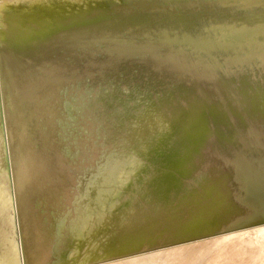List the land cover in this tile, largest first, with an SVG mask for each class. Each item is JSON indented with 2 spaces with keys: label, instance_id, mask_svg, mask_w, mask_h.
<instances>
[{
  "label": "rangeland",
  "instance_id": "rangeland-1",
  "mask_svg": "<svg viewBox=\"0 0 264 264\" xmlns=\"http://www.w3.org/2000/svg\"><path fill=\"white\" fill-rule=\"evenodd\" d=\"M20 1L0 0L1 55L44 26L142 9L63 0L30 21L37 0ZM154 24L138 50L122 33L120 49L91 35L0 55V264H264V0H154ZM64 69L82 73L48 79Z\"/></svg>",
  "mask_w": 264,
  "mask_h": 264
},
{
  "label": "bare ground",
  "instance_id": "bare-ground-1",
  "mask_svg": "<svg viewBox=\"0 0 264 264\" xmlns=\"http://www.w3.org/2000/svg\"><path fill=\"white\" fill-rule=\"evenodd\" d=\"M17 1H19V0H17ZM27 2L26 0H22V1H20V2ZM52 1V3L51 4H43V3H41L40 2V0H37V1H34L33 2V4L31 5V9H30V11L29 10H27V13L25 14L26 16H27V18H29L30 19V21H33L34 19H41V16L43 15L44 17H46L45 15H44V12L45 11H51L52 13L51 14H55L53 11H56V10H60L61 8H66L68 5L67 4H61L60 2L61 1H63V0H51ZM54 1H58V2H54ZM99 2L98 3H100V4H103L104 6H107L108 8H109V6L110 7H112V6H114V4H111L112 2H111V0L109 1V0H98ZM133 1H135V0H131L130 2H133ZM20 2H16V3H20ZM108 2V3H107ZM111 2V3H110ZM136 2V4L137 5H141V7H142V9H140L139 7H137L138 9H133V11L132 12H130V11H124V10H122V9H120L119 11H113V12H105V11H102L101 12V10H100V13L101 14H95L94 13V17H93V21L92 22H82V23H80V22H78L77 20H71V21H67V22H63V24L62 25H60V26H57L56 27V29L55 30H52V31H49V29H46V27L44 26V28L42 29V31L41 32H36V33H30V34H28V33H26L25 35H24V38L21 40V41H18L17 43H15V44H12V45H9L7 48V51L4 53V54H0L1 56H4L5 58V60L7 59H12L13 58V56H15V54L18 52V51H20V50H29V49H35V48H37V49H42V50H44L46 47H49V46H53V43L55 44V45H62V46H66V45H69V44H74L73 42H79V43H81V42H83V41H85V39L86 38H88V37H92L91 35H100V36H107V37H109V36H111V35H113V39L115 40L116 39V43H115V41H110V43L111 44H116V46L119 44V45H122V47H123V49L125 50V51H127V50H131L132 48H133V50H135V49H139L138 47L136 48L135 47V49H134V47H132L133 45L135 46V44H131L132 42H134V38L136 37H138V36H140V37H143V40H141V41H143V44L146 42L145 40H146V38L147 37H145V36H151L152 37V35H153V37H154V31H156V30H154V28H156V27H154V25H156V24H154V0H136L135 1ZM189 2V1H188ZM75 3V2H74ZM104 3H107V4H104ZM117 4H119V3H117ZM83 5H85L84 3H83ZM121 5V4H120ZM119 5V6H120ZM190 5V4H189ZM122 6H124V4H122ZM186 6V5H185ZM190 7V6H189ZM186 8V7H185ZM205 8V7H204ZM124 9V8H123ZM126 9V8H125ZM256 9H257V7H256ZM259 9V8H258ZM0 10H2V9H0ZM25 10V9H24ZM24 10H21L22 11V13L24 12ZM98 10V9H97ZM183 10V9H182ZM5 11V10H4ZM45 13H47V12H45ZM159 13V12H158ZM248 13V12H247ZM0 14H1V12H0ZM2 14H3V12H2ZM203 14V13H202ZM206 14V13H205ZM212 13H210V15H211ZM225 14V13H224ZM237 14V13H236ZM212 15H214V14H212ZM2 17H4V15L2 16ZM10 17V16H9ZM1 19V18H0ZM12 19V21L11 22H8L7 21V26H6V28L8 29L7 30V33H6V37H8V36H11V35H14V34H17V33H19V32H22V29H20V26L19 27H17L18 25H19V21L21 20L20 18H19V16L18 15H16V17H12L11 18ZM28 19V20H29ZM3 20H5V19H3ZM16 21H17V23H16ZM81 21H82V19H81ZM88 21V20H87ZM21 22V21H20ZM1 24V23H0ZM34 25V23L32 24V26ZM1 26H2V24H1ZM0 26V27H1ZM172 26V25H171ZM3 27V26H2ZM39 27H41V25L39 26ZM179 27V26H178ZM23 28V27H22ZM174 29H175V27H174ZM179 29V28H178ZM167 30V29H166ZM181 30V29H180ZM180 30H179V32H180ZM182 33H183V31H181ZM122 33H124V34H127L129 37L127 38V39H123V37H122V40L118 43V41H119V38L121 37V36H117V34H122ZM99 37V36H98ZM145 37V38H144ZM138 39H139V37H138ZM150 39V38H149ZM148 39V40H149ZM152 39V38H151ZM136 41V40H135ZM145 41V42H144ZM150 41V40H149ZM69 42V43H68ZM153 42H154V40H153ZM142 43V42H141ZM150 43V42H149ZM149 43H147L146 42V44H147V46H149L148 44ZM45 44H47V46H45ZM96 44V43H95ZM140 44V43H139ZM146 44L144 45V47L146 46ZM153 44V43H152ZM137 45V44H136ZM191 45V44H190ZM146 46V47H147ZM120 48H121V46H119ZM116 48V47H115ZM114 48V49H115ZM120 48H118V46H117V49H120ZM122 50V49H121ZM193 50V49H192ZM195 51V50H194ZM251 52V51H250ZM94 57V59H95V55L93 56ZM92 57V58H93ZM3 59V60H4ZM4 60V61H5ZM91 60H93V59H91ZM93 62V61H92ZM92 62H91V64H92ZM130 62V61H129ZM87 63V62H86ZM135 63V62H134ZM85 65H87V64H85ZM84 65V66H85ZM93 65V64H92ZM91 65V66H92ZM128 65V64H127ZM130 65V64H129ZM129 65L127 66V68H130L129 67ZM73 66V65H72ZM84 66H81V67H84ZM88 66V65H87ZM115 66V65H114ZM77 67V66H76ZM89 67H90V64H89ZM89 67H87V68H89ZM118 67H120V66H118ZM118 67H116L117 68V71H118ZM132 68H133V65L131 66ZM75 68V67H74ZM73 68V69H74ZM80 68V67H79ZM85 68H86V66H85ZM90 68H93V67H90ZM100 68V67H99ZM122 67H120V69H121ZM73 69H70V73H69V75L70 74H75V73H82L81 71L79 72V71H72ZM83 69V68H82ZM66 70V71H65ZM68 69H64V71H55L54 73H53V75L51 74V77H49L48 75V79L50 80V78L53 80H57V79H60V77H61V75L63 74V73H67L68 71H67ZM75 70V69H74ZM77 70V69H76ZM79 70H81V69H79ZM84 70V69H83ZM82 70V71H83ZM87 70V69H86ZM93 70V69H92ZM98 70V69H97ZM97 70H96V72L95 73H97L98 74V72H97ZM99 70H101V69H99ZM116 70V69H115ZM114 69H113V71H115ZM132 70V69H131ZM138 70V69H137ZM72 71V72H71ZM91 71V70H90ZM130 71V70H129ZM143 71H145V70H143ZM148 71V70H147ZM59 72V73H58ZM85 72V71H84ZM83 72V73H84ZM92 73H94V71H91ZM90 72V74H92ZM139 72H142V71H139ZM102 72H100V74H101ZM104 74L106 73V72H103ZM113 73V72H112ZM125 73V72H124ZM131 73V72H130ZM148 73V72H147ZM64 74V75H65ZM73 74V75H74ZM88 74V76H90L89 75V73L87 72V73H85L84 75L83 74H81V76H84L85 77V75H87ZM119 74V73H118ZM63 75V76H64ZM68 75V76H69ZM93 75V74H92ZM120 75V74H119ZM66 76H67V74H66ZM65 76V77H66ZM68 76L66 77V78H68ZM95 76V75H94ZM102 76H104L103 74H102ZM114 76V75H113ZM131 76V75H130ZM71 77H72V75H71ZM70 77V78H71ZM77 77V74H76V76L74 77V78H76ZM79 77H80V75H79ZM97 77V76H96ZM98 77H100L99 75H98ZM55 78H57V79H55ZM92 78H93V76H92ZM104 78H105V76H104ZM44 79V78H43ZM48 79H46L47 80V82H49L48 81ZM95 79V78H94ZM93 79V80H94ZM100 80H102V77H100L99 78ZM143 79V78H142ZM45 80V81H46ZM51 80V81H52ZM62 80V79H61ZM63 80H65V79H63ZM71 80V79H70ZM78 80V79H77ZM31 81V80H30ZM51 81H50V84H51ZM99 81V80H98ZM98 81L96 80V82H97V84H98ZM54 82V81H53ZM53 82H52V84H53ZM66 82H67V80H66ZM94 82V81H93ZM132 82V81H131ZM27 83V82H26ZM29 83V82H28ZM32 83H33V80H32ZM36 83V82H35ZM54 83H56V82H54ZM30 84V83H29ZM28 84V86L29 87H31L30 85H32V84H30L29 85ZM40 84V83H39ZM38 84V86H40ZM43 84H45V86H46V84L47 83H43ZM50 84L48 83L47 84V86L49 85L50 86ZM52 84H51V87H49L50 89L52 88ZM57 84H59V83H57ZM90 84H91V82H90ZM103 84H104V82H103ZM25 85V84H24ZM23 85V86H24ZM35 85V84H34ZM41 85H42V83H41ZM77 85V84H76ZM93 85H94V83H93ZM26 86V85H25ZM28 86H26V87H28ZM33 86V85H32ZM37 85H36V87H38ZM95 86V85H94ZM22 87V86H21ZM26 87H22V90H24L23 88H26ZM83 87V86H82ZM96 87H98V86H96ZM16 88V87H15ZM48 88V89H49ZM54 88V87H53ZM14 89V88H13ZM17 89H19V88H16L15 90H17ZM35 90V93H34V97L36 96L35 94H37V93H40V91L39 90H37V89H32L31 90V92H33ZM39 91V92H37V91ZM84 90V89H83ZM11 91H14V90H11ZM10 91V92H11ZM30 92V93H31ZM37 92V93H36ZM60 92V91H59ZM13 93V92H12ZM52 93H54L53 91H52ZM56 93V92H55ZM54 93V94H55ZM1 94V93H0ZM41 94V93H40ZM42 94H44V93H42ZM54 94H53V96H54ZM112 94V96H114L115 94H113V93H111ZM38 96H40L39 94H37ZM52 95V94H51ZM51 95H49V96H46V98L47 99H49V101L50 100H53V99H51ZM52 96V97H53ZM115 97V96H114ZM27 98V97H26ZM15 99H17V98H15ZM41 100V99H40ZM57 100V99H56ZM65 100V99H64ZM64 100H62L63 102H64ZM16 101V100H15ZM21 101H22V99H21ZM24 101V100H23ZM47 102H46V105H44V106H41V107H43L44 109H42V110H44L43 112H42V110L38 113L39 115H40V117L41 116H43L45 113H46V110H48V109H50V107H51V105L53 104H51V102L52 101H48V100H46ZM19 102V101H18ZM18 102H17V104H18ZM54 102H55V100H54ZM63 102H61V103H63ZM122 103H124L125 101H121ZM13 103V102H12ZM58 104V103H57ZM60 104V103H59ZM9 105V104H8ZM41 105V104H40ZM12 106V105H11ZM21 106V105H20ZM7 107H9V106H7ZM57 107H59V106H57ZM62 107V106H61ZM11 108H13V107H11ZM22 108V106L19 108V109H21ZM55 108H56V105H55ZM10 109V108H9ZM15 109H18V108H15ZM14 109V110H15ZM31 109V108H30ZM30 109L28 110L27 109V111H22L23 113H25V115L24 116H26L27 115V117H23V118H21L20 120L22 121H28V120H32V117L31 116H34L33 115V112H34V110H37L38 108H36V109H34V108H32L31 109V111H30ZM34 109V110H33ZM40 109V108H39ZM58 109V108H57ZM12 110V109H11ZM56 110V109H55ZM52 111V110H51ZM21 112V111H20ZM37 112V111H36ZM58 112V111H57ZM57 112H55V113H57ZM5 113V112H4ZM18 113V112H17ZM35 113V112H34ZM2 114H3V112H2ZM16 114V113H15ZM19 114V113H18ZM22 114V113H21ZM21 114H19V115H21ZM38 114H37V116H38ZM53 114H54V112H53ZM17 117V116H16ZM20 117V116H19ZM49 117V116H48ZM41 119L39 118V121H40ZM21 121H19V122H21ZM23 126V125H22ZM13 127V126H12ZM55 129V128H54ZM21 131V130H20ZM53 131L54 130H51V128H49V129H45L43 132H42V134L43 135H41L40 133H39V131L38 130H34L33 128H31V130L30 131H28L27 133L29 134H31L32 136H34V141L35 142H39V144H42V142H44V140L43 139H41V138H44V137H46V138H50L51 140H52V138L54 139V136H53ZM23 133V132H22ZM28 134H25L24 136H22L21 138L23 139H27V140H29L32 136H30V135H28ZM50 140V141H51ZM55 140V139H54ZM1 144V143H0ZM54 146V145H53ZM53 146H51V148H53V150H54V152H58V150H57V148L56 147H53ZM1 147V146H0ZM25 147V146H24ZM23 147V148H24ZM26 148H30V147H26ZM45 149L44 148H40L34 155H31V156H29V157H27V155L26 156H24L23 158H24V161L23 162H26V161H30L32 158H34V157H37V156H39V155H41V154H44V151ZM70 150V149H69ZM2 156V155H1ZM236 161V160H235ZM71 162V161H70ZM24 167V163H22V165H21V167H19L20 168V171H23V172H25V169L23 168ZM69 168V167H68ZM77 168V167H76ZM53 173V172H52ZM63 175V174H62ZM227 251V250H226ZM228 254V253H227ZM220 260V259H219ZM106 262V261H105Z\"/></svg>",
  "mask_w": 264,
  "mask_h": 264
}]
</instances>
